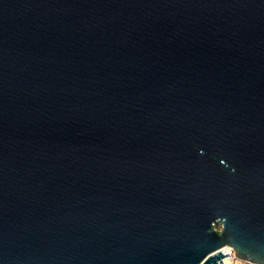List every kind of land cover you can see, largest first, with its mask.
<instances>
[{"label": "water", "instance_id": "1", "mask_svg": "<svg viewBox=\"0 0 264 264\" xmlns=\"http://www.w3.org/2000/svg\"><path fill=\"white\" fill-rule=\"evenodd\" d=\"M264 264V0H0V264Z\"/></svg>", "mask_w": 264, "mask_h": 264}, {"label": "built area", "instance_id": "2", "mask_svg": "<svg viewBox=\"0 0 264 264\" xmlns=\"http://www.w3.org/2000/svg\"><path fill=\"white\" fill-rule=\"evenodd\" d=\"M222 251L224 254H229L230 256H225V258L222 261L223 263L221 264H255L252 262H246L238 259L234 249L231 247H225L222 249Z\"/></svg>", "mask_w": 264, "mask_h": 264}]
</instances>
